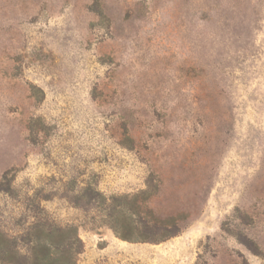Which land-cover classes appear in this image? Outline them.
<instances>
[{"label": "rangeland", "instance_id": "rangeland-1", "mask_svg": "<svg viewBox=\"0 0 264 264\" xmlns=\"http://www.w3.org/2000/svg\"><path fill=\"white\" fill-rule=\"evenodd\" d=\"M51 228L75 264H264V0H0V231Z\"/></svg>", "mask_w": 264, "mask_h": 264}, {"label": "trees", "instance_id": "trees-1", "mask_svg": "<svg viewBox=\"0 0 264 264\" xmlns=\"http://www.w3.org/2000/svg\"><path fill=\"white\" fill-rule=\"evenodd\" d=\"M43 230L40 231V235L33 234L29 244L30 254L25 256L24 260L20 259L21 252L16 242L0 231V262L4 264H75L71 251L76 239L73 237L68 239V232L72 229Z\"/></svg>", "mask_w": 264, "mask_h": 264}]
</instances>
